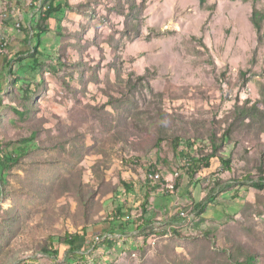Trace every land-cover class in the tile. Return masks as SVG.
Listing matches in <instances>:
<instances>
[{"label":"rangeland","instance_id":"obj_1","mask_svg":"<svg viewBox=\"0 0 264 264\" xmlns=\"http://www.w3.org/2000/svg\"><path fill=\"white\" fill-rule=\"evenodd\" d=\"M33 1L0 0V17ZM67 1L72 7L53 25L62 32L60 62L38 55L52 80L28 100L11 75L1 83L0 154L10 149L18 162L4 171L0 264H62L68 246L56 244V260L43 252L49 239H97L118 208L140 213L153 166L164 181L181 176L174 193L150 184L153 227L165 234L142 242L131 223L129 235L115 233L117 248L93 253L95 264H239L251 255L264 264V190L252 186L264 177V115L254 107L264 83V22L258 33L251 21L264 0H147L132 25L122 13L127 0ZM11 93L33 112L17 114ZM228 129L220 151L230 166L218 158L210 170L203 162L193 173L183 168V153L201 159ZM199 203H207L203 213ZM128 236L138 239L130 249Z\"/></svg>","mask_w":264,"mask_h":264},{"label":"trees","instance_id":"obj_2","mask_svg":"<svg viewBox=\"0 0 264 264\" xmlns=\"http://www.w3.org/2000/svg\"><path fill=\"white\" fill-rule=\"evenodd\" d=\"M255 1H259V0H255ZM36 2H37V0H36ZM201 2L204 5L206 0H201ZM126 6L128 9L122 10V13L126 15L125 19H126L127 24L132 25L133 23L135 24V22L139 21L140 17H142L141 15L143 14V12L147 8V0H141V1H139V0H127ZM71 7L72 6L68 3L67 0H43L42 1V4L39 8L40 16H41L40 17V23H38V25L36 27L32 26V29L35 30V33L31 37L32 38V50L30 51V49L28 48V51H27L29 54L31 52V53H35L37 55H34V54L29 55L28 56L29 58L35 60V59H38L39 54H44L47 57L53 58V60H55L54 59L55 57H57L59 60L60 56L58 53V49H57V47H54L51 44L52 42L49 44H44V48H41V46L43 45V42H41L42 41V35H43V33L48 32V28L46 26V21L49 18H51L53 15H56V16L62 15L63 16L65 11ZM127 10L129 12L128 14L125 13ZM60 21L61 20L59 19V22ZM251 21H252L255 29L257 30V32L260 33L262 26H263V22H264V11L259 10V9H255L252 13ZM26 32H28V35L30 34V30L28 28H26ZM58 33L61 34L62 32H58ZM126 35H127V33H126ZM137 35H138V33H137ZM136 37H130V38H131V40H133ZM33 39H36V41H33ZM49 46L52 47L51 52L47 50V47L49 48ZM43 49H46L47 53L45 51H43ZM22 59L23 58L21 57V60ZM39 62H38V65H35L33 67V70H35L36 73L33 76H31V79H27V80L25 79L24 80L19 74L15 75L13 72V69L10 71V74L13 77V82H12L13 87L15 89L23 90L24 95L22 96V99L24 98L25 100H28L31 96V93L34 94L36 89H39L41 85L43 86L42 81H44L46 79L45 78L46 72L43 69L46 67V65H44L45 61L39 60ZM53 62L56 63V61H53ZM59 62H60V60H59ZM60 64L61 63H59V67H60ZM44 72H45V74H44ZM25 84H28L27 89L23 88V85H25ZM259 86H260L261 99H259L258 101H256L254 103V107L259 106V108L262 112V115H264V83L260 82ZM108 96L110 99L109 103L112 104V102H113L112 100H114V97H112L110 95H108ZM16 98L17 97L15 95H13L12 93L10 94V99H11V103L13 106V110L17 114H19L22 118H24V117H27L28 114H31L33 112L34 109H32L30 107V104L26 101H24L25 105L23 104L24 108H22L21 105H17L14 101ZM262 104H263V109L261 108ZM252 109H253V106L240 109L239 110L240 115L246 117L247 115H250ZM255 109H256V107H255ZM32 135L33 136L31 138L23 141L24 146H22L21 148H26V151H28V149L30 148L29 145L32 142H35L34 136L36 135V133L34 132V133H32ZM231 138H232V136H231L230 129L226 130L223 133L220 143H217L216 138L212 137V139H211L212 148L210 150V153H208L206 156L202 157L201 159L200 158L191 159V158L187 157L188 154L186 155L185 153H183V155L185 156L184 163L186 164V165L184 164L186 167L184 166L183 168L186 169V171L193 173L195 170H197L200 167L201 162H203L204 163L203 166L206 167V169L210 170V167L212 166L211 164H212L213 160L218 159V158H221L222 162H224L226 165L230 166L231 160L230 159H227V160L222 159L224 154L222 153V151H220V149L224 146V144H226L228 141H230ZM196 140H198V139H196ZM195 141L192 140V142H190V140H189L188 144L193 145ZM180 143H181V139L179 137H177L176 141L174 142V148L176 150H177L178 146L180 145ZM5 151L0 154V198L3 194V186H5L4 185V171L6 169L12 168V166L18 162V158L14 157L12 150L7 149V152H5ZM147 172H148V174L146 176V181L150 186L149 187L150 190L147 189L146 193L143 196V201L140 204V208H141L140 213H138L137 215H134L133 209L129 208V211H130L129 213L131 215L128 213L125 216L123 208H118L116 214L113 215L112 217H110V224H111L110 232L105 233L103 235H100L99 240H97V239L90 240L89 238L88 239L84 238L80 233H75V234L67 233L64 237H59V238L51 237L49 239V243H48L47 247H45L43 249V252L46 255H50V257L52 256V258H54L56 260H62V258H59V251H58V249H56V244H64V245L68 246V249L66 251L65 256L63 257L64 261L62 264H95L96 262H94V260H92L93 253L96 252L101 246L103 247V249H104V247L108 248L110 245L116 247L117 242H116V244H114L115 241L117 240L115 238V233L117 231H119V232L122 231L120 234L121 239L123 238L124 234L129 235L131 233V231H129L127 228H129L128 225H130L131 223L136 225V230L139 231L137 237H140L142 240H144L142 242H145L146 240H148V238H151L153 235L165 234V233H161L160 230H156V226L153 227V225L156 221L153 218H151L152 216H154V214H153L154 211L152 210L153 206H151V203H150L151 201H149V199L152 197L151 191L152 190L154 191V188L151 187L150 184L157 185L158 190H159L161 185L158 182H160V181L164 182L165 179L163 177V178H161L160 181L157 182L156 180H154L150 176V174L155 175L156 173H159L162 176V173L159 170H156V168L154 166L151 167L150 170L148 169ZM178 178L180 179L181 176H179ZM252 186L258 190H264V177H261L259 179V181H257V182L254 181L252 183ZM125 187H126V190H125L126 194L127 193L129 194L132 192V186L130 184H125ZM177 188H178V183H177L176 190H177ZM163 192H164V190H163ZM206 206H207V203H199L197 205V209L203 213L206 209ZM159 219L160 218H158V220ZM122 223L125 224V225H123V227L122 226L115 227V225L122 224ZM170 227H171V229L177 228L174 230V233H176V234L180 233L179 230L181 229V227L174 226V225H171ZM130 237H133V236H130ZM128 238H129V236H128ZM86 243L89 246L88 250L84 249V247H85L84 244H86ZM256 262H257L256 257L251 255L248 257V259L246 261L240 262L239 264H257ZM18 264H20V263H18Z\"/></svg>","mask_w":264,"mask_h":264},{"label":"crops","instance_id":"obj_3","mask_svg":"<svg viewBox=\"0 0 264 264\" xmlns=\"http://www.w3.org/2000/svg\"><path fill=\"white\" fill-rule=\"evenodd\" d=\"M43 0H36L31 2L29 10L20 9L19 6L17 11L12 12L11 14L4 19V17H0V40H5L7 42V47L5 51V55H0V94H4L5 91L2 90V82H5V79H8L10 76V71L13 69L15 75H20L24 80L31 79L36 71L33 70L35 65H38L39 60L31 59L28 57V48L29 46L32 48V36L35 33V30L32 29V26L36 27L38 23H40V11L39 8L42 4ZM66 12V11H65ZM65 14V13H64ZM62 15H53L46 21V26L48 28V32L43 33L42 41L44 43H51V36L54 37L56 43H51L54 47H57V42L60 40V35H57L59 29H54L53 25L56 22V26L59 22V19L62 20ZM20 22L22 27L18 29L16 27V23ZM26 28L30 30V34L26 32ZM56 30V31H55ZM57 33V34H56ZM28 37V38H27ZM45 37V38H44ZM43 46V45H42ZM41 46V48H43ZM21 57L23 58L21 60ZM41 61V60H40ZM42 61H47L46 57L42 58ZM55 66L57 64L52 62ZM59 69V67H58ZM45 78L47 81H51L52 78L50 77V72L46 71ZM132 233V232H131ZM118 236V235H116ZM115 236V237H116ZM121 237V235H120ZM137 238L130 237L128 238V243H130L131 247H135L137 243ZM140 242V241H139ZM126 246V244H125ZM117 248V246H116Z\"/></svg>","mask_w":264,"mask_h":264},{"label":"built area","instance_id":"obj_4","mask_svg":"<svg viewBox=\"0 0 264 264\" xmlns=\"http://www.w3.org/2000/svg\"><path fill=\"white\" fill-rule=\"evenodd\" d=\"M5 17V15H4ZM16 27L18 29L21 28V23L20 22H17L16 23ZM6 41L5 40H1V46H0V49H2L5 45ZM180 176L179 172H175V174L173 175V177H171L170 179H167L165 182H164V186H161V190H164V191H167V192H170V193H174L176 191V187H177V179L178 177ZM97 240H99V237H97ZM133 256H135V253L133 254Z\"/></svg>","mask_w":264,"mask_h":264},{"label":"bare ground","instance_id":"obj_5","mask_svg":"<svg viewBox=\"0 0 264 264\" xmlns=\"http://www.w3.org/2000/svg\"><path fill=\"white\" fill-rule=\"evenodd\" d=\"M0 46H1V40H0ZM6 47H7V42L5 43L4 47L2 49H0V54H4L6 51ZM5 55V54H4ZM150 176L156 180L157 182L161 180V178H163L159 173H156L155 175L150 174ZM167 180V179H166ZM165 182V181H164ZM164 185V184H163ZM185 215V212H182V216ZM162 223V222H161ZM157 225V224H156Z\"/></svg>","mask_w":264,"mask_h":264}]
</instances>
